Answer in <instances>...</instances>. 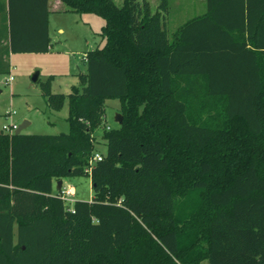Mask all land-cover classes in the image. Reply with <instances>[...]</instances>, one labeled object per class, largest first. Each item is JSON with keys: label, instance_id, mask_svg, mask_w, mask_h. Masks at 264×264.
I'll list each match as a JSON object with an SVG mask.
<instances>
[{"label": "trees", "instance_id": "1", "mask_svg": "<svg viewBox=\"0 0 264 264\" xmlns=\"http://www.w3.org/2000/svg\"><path fill=\"white\" fill-rule=\"evenodd\" d=\"M62 1L102 17L105 44L69 94L43 85L67 133L0 131V264H264V0H206L172 35L169 0ZM47 3L0 0L8 53L51 50ZM108 99L123 122L92 164ZM74 176L91 201L54 193Z\"/></svg>", "mask_w": 264, "mask_h": 264}, {"label": "rangeland", "instance_id": "2", "mask_svg": "<svg viewBox=\"0 0 264 264\" xmlns=\"http://www.w3.org/2000/svg\"><path fill=\"white\" fill-rule=\"evenodd\" d=\"M123 1L115 0L119 6L123 5ZM149 1L153 12L157 11L160 0ZM206 11V0H169L166 18L169 34L172 35L188 20ZM104 25L105 20L94 13L53 11L52 48L49 52H6V61L11 69L0 73V131H3L5 124L14 122L20 126L25 120L31 121V124L22 130L24 134H60L69 131L68 101L61 110L53 109L43 95V85L51 79L53 93H70L71 85L79 84V72L87 70V53L105 44L101 35ZM2 67L0 63V69ZM35 74H38L37 80L33 78ZM118 113L122 114L121 102L118 99L106 100L104 121L95 131L96 152H106L103 132L108 127L119 126L116 121ZM62 180L65 185L69 183L76 188L73 195L75 200H92L94 191L91 177L74 176ZM58 190L57 182H54V192ZM203 264L208 263L205 261Z\"/></svg>", "mask_w": 264, "mask_h": 264}, {"label": "crops", "instance_id": "3", "mask_svg": "<svg viewBox=\"0 0 264 264\" xmlns=\"http://www.w3.org/2000/svg\"><path fill=\"white\" fill-rule=\"evenodd\" d=\"M47 9H48V35L52 40V36H51L52 12L53 11H63V10L66 12V11H68V7L62 0H48ZM22 15L24 18H29V20L31 21V23H32L31 30H33V31L36 30L37 34H39L41 29H42V24H43L42 22L44 19L43 9H41V7L38 6L37 10H34L33 5L28 7L27 4H25V6L23 7V10H22ZM166 23H167V20H166ZM8 24H9L8 20L5 19L4 15L2 13H0V62L6 61V53L5 52H7L6 50L9 48V39L7 38V36H8V30H7ZM59 30H60V32L63 31L62 28H60ZM5 34H6V37L4 36ZM10 69H11V65H10ZM81 72H86V71H81ZM72 86L73 85H71V88H72ZM25 121H28V120H25ZM28 122H29V124L27 126H29L31 124V121H28ZM63 183H64V181H63ZM74 191L76 193L75 187H74Z\"/></svg>", "mask_w": 264, "mask_h": 264}, {"label": "built area", "instance_id": "4", "mask_svg": "<svg viewBox=\"0 0 264 264\" xmlns=\"http://www.w3.org/2000/svg\"><path fill=\"white\" fill-rule=\"evenodd\" d=\"M85 60H87V56L85 57ZM12 79V77H11ZM15 113V111H14ZM12 114V112H10V115ZM18 125L14 122L9 123V124H5L3 126V131L7 132V133H15V131L18 129ZM110 127H108L109 129ZM103 158V154L100 152H96L94 154V157L91 160V163L93 164L96 161L102 160ZM58 196L61 197L65 202H70L73 203L75 201V199L73 198V195L75 194L74 191V187L72 185H70L69 183L67 185H65L64 183L62 184V187L58 190ZM70 210H73L72 206L70 205Z\"/></svg>", "mask_w": 264, "mask_h": 264}, {"label": "water", "instance_id": "5", "mask_svg": "<svg viewBox=\"0 0 264 264\" xmlns=\"http://www.w3.org/2000/svg\"><path fill=\"white\" fill-rule=\"evenodd\" d=\"M33 78H34V80H37V79H38V74H35ZM116 121H117L119 124H122V122H123V116H122V114L118 113V114L116 115ZM28 124H29L28 121H24V123L21 124V125L18 127V129L15 131V134H20V133H22V130H23L25 127H27ZM62 184H63V180L60 179V180L57 182L58 189H60V188L62 187Z\"/></svg>", "mask_w": 264, "mask_h": 264}]
</instances>
